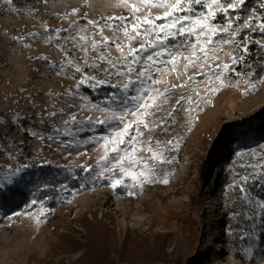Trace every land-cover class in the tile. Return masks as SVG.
I'll return each mask as SVG.
<instances>
[{
    "label": "rangeland",
    "instance_id": "374dc122",
    "mask_svg": "<svg viewBox=\"0 0 264 264\" xmlns=\"http://www.w3.org/2000/svg\"><path fill=\"white\" fill-rule=\"evenodd\" d=\"M151 11L162 15L164 10ZM118 16L128 17L124 23L131 24V12L122 0H0V194L8 186L24 193L22 198L0 202V264L80 262L86 246L65 253L54 245L59 242L57 233L75 236L87 245L84 221L106 224L116 233L119 246L128 236L135 241L120 255L124 260L141 258L144 251L153 264H189L188 257L194 259L191 264H264V209L259 207L264 202V179L250 178L247 184L239 179L251 177L261 171L258 165H264V73L251 83L237 71L251 41L241 39L240 26L233 25L238 34L232 39L240 47L223 44L220 58L203 69L196 66L185 71V61L178 58L177 70L169 71L170 57L155 53L164 48L174 52L185 38H168L148 47L144 39L127 41L120 33L116 42L123 45L125 54L129 45L139 49L144 44L135 62L132 56L121 61L115 45L104 43V37L115 39L114 27L121 23L111 20L107 23L112 27H107L106 18ZM253 16L251 11L246 21ZM257 17L259 25L264 24ZM215 20L214 24L225 25ZM145 39L154 41L155 34ZM94 42L97 51L92 49ZM179 51L183 56L190 54L183 48ZM108 53L115 67L101 60ZM229 54L240 58L236 64L232 65ZM149 55L159 63L148 61ZM224 64L232 65L234 71H225V85L219 91H207L220 84L210 69L219 72L217 65ZM129 67L136 71L128 73ZM143 69L165 83L138 78L136 72ZM117 71L125 74L117 76ZM230 74L236 76L234 84ZM129 76L134 83L125 93L122 88ZM190 76L194 80L185 87L157 99L149 109L153 114L146 117L149 128L139 137L141 143L149 137L159 141L160 145L152 144L154 149L178 138L177 149L163 152L172 162L160 165L151 177L154 182L143 183L142 188L113 189L107 179L113 172L105 170L112 163L101 160L102 138L123 125L116 121L89 124L88 118L103 120L113 111L123 115L120 101L137 95L136 89L163 92L172 85H184ZM134 103L129 99L128 107ZM165 178L168 183L160 182ZM125 183L133 181L126 178ZM241 185L245 193L239 191ZM192 232H198V237ZM189 234L199 238L194 253L187 243ZM158 242L164 249L149 253L146 247L156 248L153 244ZM132 246L141 247V252L132 253Z\"/></svg>",
    "mask_w": 264,
    "mask_h": 264
},
{
    "label": "snow or ice",
    "instance_id": "6c2138e0",
    "mask_svg": "<svg viewBox=\"0 0 264 264\" xmlns=\"http://www.w3.org/2000/svg\"><path fill=\"white\" fill-rule=\"evenodd\" d=\"M8 2L11 3L12 0H8ZM122 3L128 7L131 12V24L129 25L124 23V21L128 20V17H107L105 22V26L107 27H112L111 24L107 23L111 20H119L121 23L115 25L114 27L115 39L109 41L108 37H104L105 44L111 42L121 53V61L127 59L128 56H132L135 62V54L138 51L144 50V44H141L139 49L132 48L129 45L128 52L125 54L123 45L116 42L120 39V33H123L124 39L127 41H132L137 38L144 39L148 47H156L158 43L163 44L168 38L175 39L177 36L184 37L185 39L179 45L174 46L177 49L176 51L168 52L167 48H164L162 51L155 53L156 57H160L164 54H167L170 57V59L166 61V63L172 64V68L169 71L177 70L178 58H182L185 61L183 64L185 71L189 67L196 66L203 69L205 64L220 58V53L222 52L221 46L223 44L237 43V47H240L239 43L232 39V37H235L238 34V29L234 28L233 25L234 21L239 19V17L227 19L224 26H218L217 24H214L213 21L216 19L218 13L228 16L230 10L235 11L241 8L245 4V0H138V3H129V0H122ZM198 5L204 10L198 11L196 8ZM153 8L163 9L164 11L162 15L153 14L151 11ZM141 12L144 13L143 16L137 15V13ZM179 13H184V15H180ZM189 13H191V15H189ZM157 20L165 21V23L157 24ZM89 23L95 24L96 22L89 21ZM243 27H249V22L244 21ZM259 28L260 31L264 32V24H261ZM162 32H167V36L161 38L160 33ZM152 34H155L154 41L145 39L147 36ZM204 36L207 38L201 41L200 38ZM189 38H195L194 42H189ZM81 39L85 38L81 37ZM182 48L189 50L190 54L188 56H183V53L179 51V49ZM92 49L93 51L98 50V45L95 42L92 44ZM244 50L247 51L246 48ZM229 55L232 65L236 64L240 59L238 57L231 56V54ZM109 57L110 53L102 55L101 60L107 61L110 66L115 67V64H113ZM41 59H43V57H41ZM147 59L153 63H159V61L155 60L152 55H149ZM232 65H217V68L220 69L219 72H217L216 69H210L215 76V79L220 81V84L216 87L209 88L207 91L215 93L225 85V81L222 77L225 71H234ZM80 70L81 69L79 67H76V71ZM134 71L136 70L131 67L127 68L128 73H132ZM157 71L161 72L162 69L158 68ZM114 74L122 76L125 73L117 71ZM199 74L208 75V73L205 72H201ZM136 75L138 78L146 77L147 80L152 81L153 84L165 83L162 79H154L153 76L148 75L147 69L136 72ZM209 79L211 80V77H209ZM193 80L194 77L190 76L184 85H172L171 88H166L163 92H161L158 88L150 87L136 89L138 93L137 95L121 99L120 102L124 105L123 115H119L113 111L111 116L105 117L103 120L97 119L93 121L91 118H88L87 123L89 124H108L112 121H116L123 125V127H119L118 130L114 129L111 136H105L102 138L104 155L101 157V160L112 163L111 168L105 170L113 172V176L107 178L110 179V186L113 189L118 187L142 188L143 183L154 182L151 177L160 165L172 162L171 158L163 156V152L164 150L177 149L179 145L175 143V141L178 138L174 137L173 140H169L167 144L154 149L152 144L156 143L157 145H160L159 141L155 140L153 137H149L146 142L141 143L139 137H142L144 135V130L149 128L150 122L146 119V117L153 114L149 111V109L155 106L157 99L161 96L166 98L167 95L172 93L176 88L185 87L189 81ZM140 82L143 83V79H141ZM97 83L102 84L105 82L98 81ZM133 83L134 81L129 76L128 82L123 85L122 91L126 93ZM111 86L116 87L114 84ZM254 87L255 85H250V88ZM247 91L248 90H246V92ZM129 99L131 101H135L131 107H128ZM183 99L184 97H181V100ZM188 99L189 102H191V98L189 97ZM179 103L180 101H177V104ZM95 107L99 111H105V109L100 108V106ZM129 116L132 117L131 120L127 119ZM71 119L75 121V117H72ZM125 144L130 147H120ZM110 145L111 147H109ZM141 151L148 153V155H137V153ZM257 167L261 169V171H255L251 177L250 175H243L239 177V179L243 181V184H247L250 178L264 179V165H258ZM137 168L138 170L134 171V169ZM117 172L119 173L118 176ZM101 176H103V172L101 173ZM126 178L131 179L133 184H126ZM160 182L166 184L168 183V180L165 178ZM239 191L245 193L246 189L243 185H241L239 186ZM32 203L35 204L36 201L33 200ZM259 207L264 209V202L260 203Z\"/></svg>",
    "mask_w": 264,
    "mask_h": 264
},
{
    "label": "trees",
    "instance_id": "16d2710c",
    "mask_svg": "<svg viewBox=\"0 0 264 264\" xmlns=\"http://www.w3.org/2000/svg\"><path fill=\"white\" fill-rule=\"evenodd\" d=\"M262 1L263 0H245V4L241 8L235 11L230 10L228 16L219 13L215 20L216 23L225 24L227 19L239 17V19L234 21V25L240 26V38L243 40L248 39L251 42L247 44V51L242 62L237 67V71L246 74L249 82L251 83L259 81L264 73V32L260 31V25L258 23L257 17V15H260V19L262 20L261 22L264 23V1ZM251 11L255 12V16H253L251 22L248 21L249 27L245 28L243 27V22L250 17ZM229 77L230 82L234 84L236 81V76L230 74ZM23 196L24 193L20 188L8 186L6 190L0 194V202L5 203L8 202V199L11 200L13 198H22ZM166 219H168L167 216ZM83 225L86 227L89 233V236L86 240L87 245H82L76 240L75 236L64 233L56 234L59 237V242L54 245L55 250L60 249L65 253H70L80 250L82 247L85 248L86 246V252L81 257L80 262L74 264H153L152 262L154 261L150 262V258L146 256L147 253L144 251L142 252L143 256L141 258H136L137 256H134L133 261L122 259L120 255L125 252V248L131 246L135 242L131 241L129 236L126 237L122 246H119L116 233L106 224L90 223L88 221H84ZM191 234H194L196 237H198V232H192ZM191 234L186 236L188 245H191L190 249L199 243V238H191ZM139 238L148 240L146 239L147 237L142 238L137 236V239ZM148 246H150V244H148ZM153 246L156 248L151 247L150 249L149 247H145L148 249L149 253H157L158 251H162L164 249L163 246H160L159 242L158 246H156V244H153ZM133 247L134 246L129 248H132V253L137 254V251L141 252V247ZM192 250L193 251L191 253L197 251V249ZM164 254L166 255V253ZM193 260L194 259H192V257H188L186 262L188 261V263L191 264ZM64 262L65 260L61 259L56 264H66Z\"/></svg>",
    "mask_w": 264,
    "mask_h": 264
}]
</instances>
